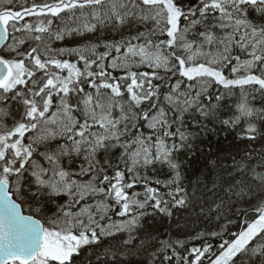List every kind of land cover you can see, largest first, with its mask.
Here are the masks:
<instances>
[{
    "label": "snow or ice",
    "instance_id": "snow-or-ice-1",
    "mask_svg": "<svg viewBox=\"0 0 264 264\" xmlns=\"http://www.w3.org/2000/svg\"><path fill=\"white\" fill-rule=\"evenodd\" d=\"M0 264H264V0H0Z\"/></svg>",
    "mask_w": 264,
    "mask_h": 264
},
{
    "label": "trees",
    "instance_id": "trees-1",
    "mask_svg": "<svg viewBox=\"0 0 264 264\" xmlns=\"http://www.w3.org/2000/svg\"><path fill=\"white\" fill-rule=\"evenodd\" d=\"M77 39H79V38H77ZM68 46H69V47H75L76 44H75L74 42H71V41H70ZM257 106H259L258 103H257ZM225 135H226V133H222V134H221V139H224V136H225ZM227 146H228V142L225 141V147H227ZM177 219H179V217H177ZM184 224H185V222H184L183 220H181V222H180V227L183 228V227H184ZM168 226H169L168 223H166V224L164 225V228H163L162 230H166ZM171 227H172V229H173L174 231L177 229V225H175V224H172ZM204 227H205V226H204L203 224H199V223H197V224H189V225H188V228H189V229H195V228H201V229H203ZM193 242L196 243V244H199V241H193Z\"/></svg>",
    "mask_w": 264,
    "mask_h": 264
}]
</instances>
